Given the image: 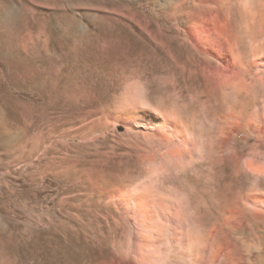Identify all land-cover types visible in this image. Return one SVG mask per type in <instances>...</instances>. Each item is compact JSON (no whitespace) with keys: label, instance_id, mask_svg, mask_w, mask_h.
<instances>
[{"label":"rangeland","instance_id":"374dc122","mask_svg":"<svg viewBox=\"0 0 264 264\" xmlns=\"http://www.w3.org/2000/svg\"><path fill=\"white\" fill-rule=\"evenodd\" d=\"M141 1L0 0V264L60 263L82 202L92 243L98 232L89 263L132 259L139 231L117 205L118 189L148 188L162 203L165 217L156 212L155 219L166 225L164 264H196L190 255L199 258L206 240L212 249L233 238L264 248V212L254 213L245 200L264 195V179L253 183L239 170L240 158L264 152V133L246 127L264 120V86L253 72L254 92L237 102L204 80L210 63L187 30L161 28L162 18L172 17ZM233 29L245 55L264 39L257 28ZM184 78L207 95L179 97L174 86ZM133 91L140 107L181 119L195 145L180 166L156 167L179 148L177 139L118 118L133 110ZM227 112L242 113L241 127L226 120ZM232 207L238 220L227 225ZM232 252L247 263L239 246Z\"/></svg>","mask_w":264,"mask_h":264},{"label":"bare ground","instance_id":"6f19581e","mask_svg":"<svg viewBox=\"0 0 264 264\" xmlns=\"http://www.w3.org/2000/svg\"><path fill=\"white\" fill-rule=\"evenodd\" d=\"M142 1L152 3L153 5L158 6L162 14H168L170 17H172V19H168L169 17L168 18L163 17L162 20L160 21L161 23L159 22L161 28H174V25L178 24L180 25V28H185L187 30L189 35V40L192 46L198 52H200V54L204 55L210 63V65L204 70L205 77L207 78V79L205 78L204 80H208L209 83H212L220 87L221 89L230 91L237 102L244 99L246 96L251 95V93L254 92L256 85L253 83V81L249 79V76L253 72H257L256 78L258 79L259 84L264 86V39L262 40L261 44H259L256 47H253L251 51L245 55L243 52V46L241 42L239 43L237 40L238 38L235 37L233 34V30H234L233 28L244 29L246 30L245 32L247 33H249L250 30L257 28L259 29L258 31L259 34L261 36L264 35V0H142ZM144 24L146 26L148 25V21L146 17L144 18L143 21V25ZM167 53H171V52L169 51ZM3 72L5 76H9L8 67H5ZM195 80L193 79V82H190L187 78H184L183 84L175 85L174 89L178 94V96L182 98V96L185 93H188L190 95L193 93L191 96L192 97L197 96L195 98L199 99L201 98L200 97L201 95L206 94V92L208 91L205 92L204 90L206 89L203 88L199 90L201 84ZM177 94H175V97ZM129 95H130L129 101L130 104L133 106L132 107L133 110L129 109L130 111L121 113L120 116L118 117L120 121L130 126H138V128L140 127L147 131L154 132L155 134L160 136L162 139L164 138L165 140L169 139L170 135L173 136L175 139H177L179 148L175 149L176 148L175 147L173 150H169L166 153V155L160 160V162L157 164L156 167H158V170H163L171 165L180 166L186 159L190 157L191 152L193 151L195 145V144L193 145V143L190 140H188L186 130L184 129L182 123L178 121L181 119H177V118L175 119L172 117H163L157 115L156 113L150 111L149 109L140 107V102L138 100V96L136 92L133 91ZM184 99L186 98L184 97ZM188 99H190V96L188 97ZM206 101L207 100H205V102ZM207 103L208 102H206V105ZM226 116H228L226 120L232 119L235 121L233 124L234 128L240 126V122H242L241 120L242 113L232 112L228 115L227 112ZM250 123L247 122L246 124L247 128H254L259 133H264V120L262 121V124L259 127H256ZM147 189L138 188L132 193H128V192L124 193L122 192V190L119 189L115 190L114 192L115 194L114 199L116 200L117 205H119V207L124 213L132 214L134 218V225L137 227L139 233L136 236V239L134 240L136 246L134 247L135 250L132 259L124 260V261H116L117 259H115V263L113 264H164L165 257H164V249H163L164 248L163 232L166 225L161 223L159 220L155 219L156 212H158L161 216H164L163 215L164 211H162V203L160 201H155L154 197L151 194V191H148L150 189L148 190ZM79 199L80 198H77L76 201H79ZM82 199L83 198H81V200ZM245 200L246 202L249 203V205L251 204V206H253V212L255 211L254 213L264 212V195L252 194L250 196H247ZM88 201L89 199L86 200V203ZM82 203H80V205ZM86 203L84 204L86 205ZM79 206L74 207V209L78 212V215H76L77 213L74 214L76 215V220L74 223L76 224L75 226L77 227V229L70 234L69 238L64 239L65 241L63 247L64 250L61 253L60 256L61 260L60 263L58 264H90L89 259L91 258V253H89V251L87 250H89L90 248V245L92 243L90 240L92 239L91 238L89 239V235L87 232L88 229L84 221V219L88 218L89 216L87 215L88 217L86 216V218L84 219L81 218L80 214H83L82 210L84 209ZM87 209L88 208H86V210ZM237 210L235 207L229 209L228 215L226 216V218L224 217L225 224L231 225L238 220L239 211ZM88 212H90L89 209L87 213ZM91 212L93 211L91 210ZM92 214H90V216ZM177 218L179 219L181 218L180 213L177 214ZM87 223L91 225L90 222ZM94 234L95 235L92 236V238L94 240V243L97 244L98 241L97 242L95 241L98 239V232H95ZM211 238L213 239V237ZM206 241L208 242L206 246L204 245L203 253L199 256V258H196L197 256L193 255L194 253L190 255L191 259L196 261V264H241L232 255L233 253L232 250L234 246H239V248L242 251H244V253L247 254L246 264H253L256 258H258L259 260H261L262 263H264V248L262 245L256 243L247 244L245 242H241L243 240L239 241L238 239L233 238L231 239V242L225 241L224 243L219 244L217 247H213L214 249H212L210 241L209 240ZM94 243L92 244L94 245ZM98 245L99 244H97V246ZM182 246L184 245L182 244ZM100 248L103 247L101 246ZM99 253L100 255H102L101 252ZM190 257L188 259H190Z\"/></svg>","mask_w":264,"mask_h":264},{"label":"clouds","instance_id":"9594fccd","mask_svg":"<svg viewBox=\"0 0 264 264\" xmlns=\"http://www.w3.org/2000/svg\"><path fill=\"white\" fill-rule=\"evenodd\" d=\"M239 170L252 176L253 183L264 179V152L251 151L240 158Z\"/></svg>","mask_w":264,"mask_h":264}]
</instances>
